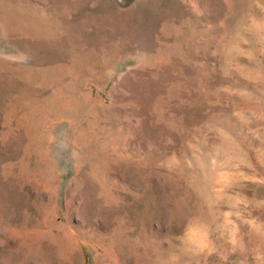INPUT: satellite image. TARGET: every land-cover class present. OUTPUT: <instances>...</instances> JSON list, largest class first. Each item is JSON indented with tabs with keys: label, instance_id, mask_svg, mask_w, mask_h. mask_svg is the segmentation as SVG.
Returning a JSON list of instances; mask_svg holds the SVG:
<instances>
[{
	"label": "rangeland",
	"instance_id": "rangeland-1",
	"mask_svg": "<svg viewBox=\"0 0 264 264\" xmlns=\"http://www.w3.org/2000/svg\"><path fill=\"white\" fill-rule=\"evenodd\" d=\"M0 264H264V0H0Z\"/></svg>",
	"mask_w": 264,
	"mask_h": 264
}]
</instances>
